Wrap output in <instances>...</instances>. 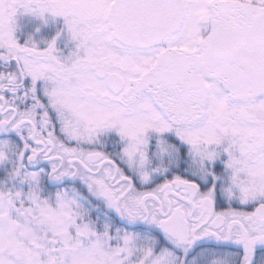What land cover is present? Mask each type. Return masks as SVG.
<instances>
[{
  "label": "snow or ice",
  "instance_id": "1",
  "mask_svg": "<svg viewBox=\"0 0 264 264\" xmlns=\"http://www.w3.org/2000/svg\"><path fill=\"white\" fill-rule=\"evenodd\" d=\"M0 264H264V0H0Z\"/></svg>",
  "mask_w": 264,
  "mask_h": 264
}]
</instances>
